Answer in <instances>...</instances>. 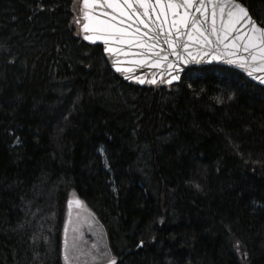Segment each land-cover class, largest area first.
<instances>
[{
	"label": "trees",
	"instance_id": "trees-1",
	"mask_svg": "<svg viewBox=\"0 0 264 264\" xmlns=\"http://www.w3.org/2000/svg\"><path fill=\"white\" fill-rule=\"evenodd\" d=\"M235 1L264 28V0ZM78 4L0 0V264H62L68 201L115 264H264V87L222 67L126 84Z\"/></svg>",
	"mask_w": 264,
	"mask_h": 264
},
{
	"label": "water",
	"instance_id": "water-1",
	"mask_svg": "<svg viewBox=\"0 0 264 264\" xmlns=\"http://www.w3.org/2000/svg\"><path fill=\"white\" fill-rule=\"evenodd\" d=\"M79 32L126 84L160 88L219 66L264 87V29L234 0H80Z\"/></svg>",
	"mask_w": 264,
	"mask_h": 264
},
{
	"label": "rangeland",
	"instance_id": "rangeland-1",
	"mask_svg": "<svg viewBox=\"0 0 264 264\" xmlns=\"http://www.w3.org/2000/svg\"><path fill=\"white\" fill-rule=\"evenodd\" d=\"M68 197L78 200L74 191ZM61 257L62 264H115L118 259L105 228L84 201L78 206L68 201L64 207Z\"/></svg>",
	"mask_w": 264,
	"mask_h": 264
}]
</instances>
